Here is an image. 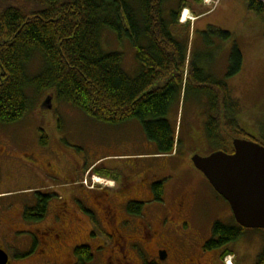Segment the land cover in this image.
Instances as JSON below:
<instances>
[{"label":"rangeland","instance_id":"1","mask_svg":"<svg viewBox=\"0 0 264 264\" xmlns=\"http://www.w3.org/2000/svg\"><path fill=\"white\" fill-rule=\"evenodd\" d=\"M173 1L176 0L170 1L171 5L170 2L164 5L165 15L170 11L167 6L171 7ZM187 2L190 7L182 10L179 19L180 25H193L187 41L184 68H187L189 60L214 59V66L210 62L213 77L227 82L232 99L238 103V110L232 113V117L237 120L242 132H231L230 142L234 138H241L264 146V17L251 12L244 0ZM8 5H19L27 11L37 9L28 1L0 0V10ZM176 6L174 4V8ZM218 30L227 31L232 37L223 39ZM234 42L240 48L243 59L240 70L229 74L228 56ZM102 44L106 51L123 54L122 66L128 74L135 75L138 72L135 50L128 39H118L113 33L104 31ZM37 66L38 61L33 59L29 66L30 73H35ZM205 67L209 69V65ZM225 71L226 76L223 74ZM28 93L30 108L25 116L12 123L0 122V157H50L49 168L52 169H44L39 182L18 179L16 186L11 187L2 179L0 205L12 203L17 207V204H24L26 191L21 190L30 188L51 191L53 199L60 204L54 205L50 201L44 222L36 225L22 223L18 233L9 232L11 222L6 215L0 228V248L9 256L8 264H78L74 254L71 256L65 252L52 254L50 259L54 260L53 263H46L40 257L45 244L43 239L47 235L39 233L36 228H43L45 223L55 226V221L48 223L52 214H59L57 221L67 231L78 230L77 240L91 232L88 240L74 245L87 244L91 247L93 259L87 264H145L152 260V256L139 252V244L129 245L128 242L116 246V250L124 249L125 252L131 248L136 251L135 255L128 252L127 260L124 259V253L115 252L110 258L106 252L95 251L100 243L93 242L91 246L90 240L110 241L103 227L92 218L93 214H98L103 203L99 204L98 209L89 205L91 197L87 196L85 200L78 197L81 188L101 191L105 187L122 192L121 198L140 195L142 197L137 200L145 204L141 215L137 217L143 219L146 235L153 233L155 218L149 211L157 214L155 206L164 203L153 200L147 192V186L154 181L148 166L151 159L159 155L154 154L157 151L155 145L146 138L140 123L134 119L119 124L99 122L79 108L60 100L55 89L38 92L29 90ZM204 98L203 93H195L183 85L170 111L169 117L175 124L178 140L170 155L172 157L165 158L171 159V178L164 186L162 201L172 205L180 197H186L196 229L192 239H186L184 245L189 248L193 244L195 248L201 249V264L215 262L225 249L230 250L231 254L222 258L228 262L224 264H255L264 250V229H244L238 239L225 247L203 252L204 243L212 237L215 222L226 226L234 224L228 203L191 163L192 155H208L219 147L204 134L207 116ZM10 190L18 192L11 193ZM168 218L164 219L163 224L169 222ZM146 235H143L144 239ZM25 237L31 241L23 243ZM68 245H71L70 239Z\"/></svg>","mask_w":264,"mask_h":264},{"label":"trees","instance_id":"2","mask_svg":"<svg viewBox=\"0 0 264 264\" xmlns=\"http://www.w3.org/2000/svg\"><path fill=\"white\" fill-rule=\"evenodd\" d=\"M24 1L32 2L37 9L27 11L19 5H8L0 10V122L12 123L25 116L30 108L29 90L55 89L60 100L99 122L137 120L146 138L155 145L156 154H171L177 131L169 115L184 83L182 69L192 26L179 24L182 10L190 7L187 0L173 1L171 7L167 6V15L164 5L172 0ZM244 1L251 12L264 17V2ZM104 31L118 39H128L133 46L138 62L135 75L123 69L122 53L106 51L102 44ZM218 32L223 39L232 37L227 31ZM33 59L38 66L32 74L29 66ZM242 59L234 42L230 74L240 70ZM202 62L200 59L194 64ZM193 70L197 76L199 71L195 67ZM207 98L204 134L219 146L216 150L230 153V133L242 132L232 117L238 103L224 83H220L218 97L209 94ZM151 190L154 200L161 201L163 184L154 183ZM128 208L140 214L143 204L133 201ZM46 212L47 204L43 202L35 218ZM242 230L235 221L231 226L215 222L212 237L203 249L219 250L238 239ZM227 254L231 251L223 250L220 258ZM74 255L78 264L93 259V253L84 245L77 247ZM255 264H264V250Z\"/></svg>","mask_w":264,"mask_h":264},{"label":"flooded vegetation","instance_id":"3","mask_svg":"<svg viewBox=\"0 0 264 264\" xmlns=\"http://www.w3.org/2000/svg\"><path fill=\"white\" fill-rule=\"evenodd\" d=\"M231 51L229 52V58ZM211 61L214 66V59L211 58H208L205 61L203 60L202 64L198 63V66L194 64V60H189L187 68L182 69L184 75L183 85L186 86L190 84L189 87L193 89L195 93H203L205 96L204 105L208 102L207 97H209V94L215 95L216 97L219 96L220 83L226 84L227 89L230 92L227 82H224L225 80L213 77L214 75L210 70ZM207 65H209L208 70L205 67ZM194 67L199 71L197 76L195 74L193 75ZM223 74L226 76V71ZM206 106L207 105L204 107L205 111L208 109V106ZM175 155L176 154H174V157ZM166 157L172 156L159 155L157 157H153L150 161V166H148V171L152 174L154 181L150 182L149 186H147V192L153 197V200L154 196L153 191L151 190L152 184H163L164 192V186L167 185L169 179L171 178V175L169 174L171 172V159H165ZM50 159V157H0V181L4 179L11 187L16 186L15 182L18 179H24L30 183L39 182L42 171L44 169H46V171L52 169L49 168V165H51ZM2 171L5 176H1ZM105 188L106 189H102L101 191L93 189H91V191H87L83 188L78 190L79 198L85 200L87 196L91 197V203H88L92 207L98 208L99 204L103 203L100 209L98 208V214H93L92 218L103 227V230L108 235L110 241L102 239L94 241L90 240L91 246L93 242L100 243L98 248H95V251L100 250L103 253L106 252L110 258L115 252L118 254L119 252L124 253V259L127 260L126 254L129 252L130 254L135 255L137 254L136 251L130 248V250L124 252V249L116 250V246L128 242L127 244L129 245L139 244L141 247L139 252L152 256L153 259L147 261L145 264H201V249L197 247L196 249L193 244H191L189 248H186L184 245L186 239H192L196 229L192 220L193 215L191 214V209H189L185 196H182L174 201L172 205H167L165 200H161L164 204L155 206L158 210H156L157 214H153L152 211H149L152 218H155L154 223H152L154 224V231L149 236L144 232L146 226L143 225V219L137 217L141 215V212L140 214H134L131 213L128 208L129 203L133 201L141 202L144 205L145 202L137 200L142 196H127L125 198H121L120 194L122 192L110 187ZM21 191H26L24 193H26L25 196L27 198L24 204H17L19 205L17 207H15L16 205L12 203L7 204L6 206L0 205V228L3 226V219H5L7 215L9 216L8 220L11 222V227L9 228L10 233L11 231L18 233L19 228L22 227V223L25 224L28 222L29 224L36 225L39 222H44L47 212L44 215L38 214L39 217L37 216L35 218V213L38 208L40 209L43 206V202L47 204V209L50 201L54 205L60 204L57 202L58 200L53 199L54 194L51 191L47 192L38 188H34L33 190L31 188L24 189ZM10 192L17 193L18 190H10ZM145 196L148 197L147 194ZM100 199L103 200V202ZM119 199L121 200L119 201ZM167 216H169V222L163 224V221ZM58 217L59 214H52L51 219H49L48 223L54 221L57 222L55 226H48L50 224L45 223L43 228H36L39 233L47 235V237L43 239L45 244L40 256L46 263H53L54 260L50 259L51 255L59 252H65L66 254L72 256L75 253L76 248L81 246L74 245L78 242L88 240V235L91 233L87 232L86 237L77 240L76 236H78V230L67 231L66 227L60 225L57 221ZM135 221L136 224H134ZM22 230L25 231L24 229ZM144 234L146 235V239H144ZM0 236H2V234H0ZM24 239L25 241L23 243L31 241L27 237ZM68 239H70L71 245H68ZM82 245L88 246L91 251V247L89 245ZM183 245L185 249H183ZM206 251L207 250H204L203 252ZM220 254L217 256L215 262H212L211 264H224L223 259L220 258Z\"/></svg>","mask_w":264,"mask_h":264},{"label":"water","instance_id":"4","mask_svg":"<svg viewBox=\"0 0 264 264\" xmlns=\"http://www.w3.org/2000/svg\"><path fill=\"white\" fill-rule=\"evenodd\" d=\"M233 152L194 154L191 161L215 192L230 206L234 220L243 229H264V146L235 138ZM0 248V264H8Z\"/></svg>","mask_w":264,"mask_h":264},{"label":"built area","instance_id":"5","mask_svg":"<svg viewBox=\"0 0 264 264\" xmlns=\"http://www.w3.org/2000/svg\"><path fill=\"white\" fill-rule=\"evenodd\" d=\"M261 1H263V2H264V0H261Z\"/></svg>","mask_w":264,"mask_h":264}]
</instances>
